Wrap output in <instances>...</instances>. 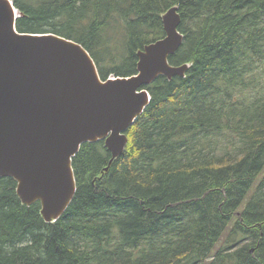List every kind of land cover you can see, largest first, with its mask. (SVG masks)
<instances>
[{"label": "trees", "instance_id": "trees-1", "mask_svg": "<svg viewBox=\"0 0 264 264\" xmlns=\"http://www.w3.org/2000/svg\"><path fill=\"white\" fill-rule=\"evenodd\" d=\"M12 2L19 32L80 43L102 80L135 74L177 6L183 41L168 61L189 67L144 86L111 163L103 140L81 145L55 221L0 176V264H264V0Z\"/></svg>", "mask_w": 264, "mask_h": 264}, {"label": "water", "instance_id": "water-1", "mask_svg": "<svg viewBox=\"0 0 264 264\" xmlns=\"http://www.w3.org/2000/svg\"><path fill=\"white\" fill-rule=\"evenodd\" d=\"M21 16L12 0H0V176L12 177L20 200L38 201L52 222L76 192L72 159L81 145L103 140L111 163L150 101L144 86L159 75L183 77L189 65L168 61L183 41L177 6L162 15L165 35L137 51L136 73L105 80L80 43L19 32Z\"/></svg>", "mask_w": 264, "mask_h": 264}, {"label": "rangeland", "instance_id": "rangeland-1", "mask_svg": "<svg viewBox=\"0 0 264 264\" xmlns=\"http://www.w3.org/2000/svg\"><path fill=\"white\" fill-rule=\"evenodd\" d=\"M109 34H110L111 38H115L116 40L121 42V39H120L121 30L119 28H117V27L114 28V30L110 31ZM117 35H118V37H117ZM112 76H114V75H109L108 77H112Z\"/></svg>", "mask_w": 264, "mask_h": 264}]
</instances>
